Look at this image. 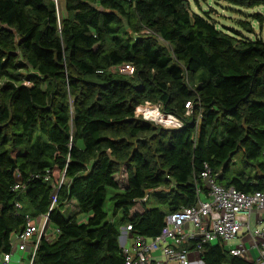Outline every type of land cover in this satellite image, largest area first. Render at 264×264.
Here are the masks:
<instances>
[{"label": "trees", "instance_id": "trees-1", "mask_svg": "<svg viewBox=\"0 0 264 264\" xmlns=\"http://www.w3.org/2000/svg\"><path fill=\"white\" fill-rule=\"evenodd\" d=\"M63 1L66 15L55 0H0V253L54 193L59 233L40 237L32 264H124L119 224L156 236L168 213L208 198L207 169L222 185L264 191L262 37L220 27L188 0ZM251 16L263 25L264 11ZM147 102L182 125L136 116ZM155 189L166 210L147 206ZM201 257L257 264L223 240L203 242Z\"/></svg>", "mask_w": 264, "mask_h": 264}, {"label": "built area", "instance_id": "built-area-1", "mask_svg": "<svg viewBox=\"0 0 264 264\" xmlns=\"http://www.w3.org/2000/svg\"><path fill=\"white\" fill-rule=\"evenodd\" d=\"M55 2L57 3V0ZM124 67L131 68V72L134 70L131 65H124ZM147 104L149 107L157 108L162 120L152 119L164 127L173 128L182 125L179 118L172 113H165L159 104ZM143 118L150 117L145 115ZM202 177L208 182V198L199 197L195 205L168 213L165 224L156 236L132 235L133 245L130 250L126 242L132 228L131 225L125 227L120 235V243L125 254L124 264H169L164 263L162 259L174 261L177 264H191L189 258L191 251L185 245L191 240L197 242L192 251L198 254H201L203 242L223 240L228 243L231 239L239 238L242 233L250 235L255 246L258 244L257 237H264V191L247 193L234 186L222 185L210 175L209 169L202 172ZM13 190L23 192L25 184H15ZM56 203L57 193H54L48 211L52 210ZM17 206L20 204L17 203ZM48 211L41 215L39 223L27 216L25 228L17 233L15 239H12V250L0 253V264H9L14 251L22 252L20 262L32 264L40 237L43 234L48 235L47 230L51 226ZM58 233L59 229L55 227L54 237L48 236L53 239ZM246 251L247 247L242 243L240 246L230 248V253L236 256H243ZM258 263L264 264V249L260 250Z\"/></svg>", "mask_w": 264, "mask_h": 264}, {"label": "rangeland", "instance_id": "rangeland-1", "mask_svg": "<svg viewBox=\"0 0 264 264\" xmlns=\"http://www.w3.org/2000/svg\"><path fill=\"white\" fill-rule=\"evenodd\" d=\"M191 9L199 14L205 15V12H209L210 15L215 19V21L217 22V24L220 27H234L236 29H239L241 31H243V33H245L246 35L250 36V37H255V35L262 37L264 40V23L262 26L259 25V22H257L256 18L252 17L251 15L256 13V12H263L264 8L262 6H257L254 8H243V7H239V6H234L231 4H228L227 2H225L224 0H188ZM57 10L59 15L62 13H65V15L67 14L66 9H65V3L63 0H57ZM242 19V20H248L252 23L254 32L251 33L249 31H245L243 30V28L240 26L238 20ZM124 71L127 72H131V68H126V67H122L121 68ZM148 103V102H147ZM144 103V104H140L137 106L136 108V116L138 117H144V113L146 114V116L149 118L147 120L149 121H153L156 124L162 125L158 122H156L153 117V111L154 109L157 110L156 107H149L147 106L148 104ZM150 104V103H149ZM151 105H155V104H151ZM144 111V113L142 112ZM155 118H160L159 117H155ZM171 126V125H170ZM161 189H155V190H151L149 193V200L147 202V206L151 207V206H159L161 207L163 210H166L165 205H161L155 202L154 197L157 193H161ZM112 193V190H109V196ZM104 208L105 210L108 212V217L107 219L113 220V221H118L120 218V212H118L117 214H114V203L112 200L107 199V201L104 204ZM82 219H85V217H82ZM246 242H248L249 245H251L252 243V239L248 234H244V236H240L239 238H234L228 241V244L232 245V246H240L241 243L244 244L246 246ZM252 253L255 255V251H252ZM247 259H250L251 261H254V259L251 256H247Z\"/></svg>", "mask_w": 264, "mask_h": 264}, {"label": "crops", "instance_id": "crops-1", "mask_svg": "<svg viewBox=\"0 0 264 264\" xmlns=\"http://www.w3.org/2000/svg\"><path fill=\"white\" fill-rule=\"evenodd\" d=\"M66 9V8H65ZM66 12V11H65ZM63 14H65V13H63ZM208 183V182H207ZM209 192V191H208ZM204 196L205 195H203V193H200V195H199V197H201V198H204ZM198 197V198H199ZM198 201V200H197ZM119 214H121V213H119ZM121 216V215H120ZM30 217H32L33 218V221L34 222H36V223H39V221H40V219H41V216H31L30 215ZM120 219V218H119ZM115 222H118L119 223V220L118 221H115ZM127 225H124V224H119V229H120V235H121V233H123V230L125 229V227H126ZM47 233H48V235L50 236V237H54V235H55V226H53V225H51L49 228H48V230H47ZM125 234H126V231L124 232ZM244 234H246V233H242V235L244 236ZM17 234H14L13 235V237H12V239H15V236H16ZM132 235H134V234H132V233H130L129 232V235H128V237H127V242H126V246L131 250L132 249V245H133V236ZM241 235V236H242ZM250 236V235H249ZM252 239V238H251ZM256 240H258L259 242H258V244L255 246L254 245V241H253V239H252V243H251V245H249L248 244V242H246L245 244H246V247H247V251H246V253L242 256V257H244L245 259H247V256H251L253 259H254V261L253 262H255V263H257V264H259L258 263V258H259V255H260V250L261 249H264V237H262V236H259V237H257V239ZM119 242H120V236H119ZM120 245H121V243H120ZM226 246L227 247H229V248H231L232 247V245H230V244H228V243H226ZM193 249H190V253H189V258L191 259V264H204L203 263V260H202V257H201V254H198L197 252H193L192 251ZM252 251H255V255L252 253ZM22 256V252H20V251H14V253H13V255H12V259H11V261L9 262V264H20V261H19V259H20V257ZM163 260V262L164 263H169V264H177L176 262H174V261H167L166 259H162ZM247 260H249V261H251L250 259H247ZM25 262V261H24ZM24 264H27V263H24Z\"/></svg>", "mask_w": 264, "mask_h": 264}, {"label": "bare ground", "instance_id": "bare-ground-1", "mask_svg": "<svg viewBox=\"0 0 264 264\" xmlns=\"http://www.w3.org/2000/svg\"><path fill=\"white\" fill-rule=\"evenodd\" d=\"M153 111V117L155 118V117H159L160 116V118H158V119H161L162 120V116L159 114V112L156 110V109H154V110H152ZM146 115V114H145Z\"/></svg>", "mask_w": 264, "mask_h": 264}]
</instances>
